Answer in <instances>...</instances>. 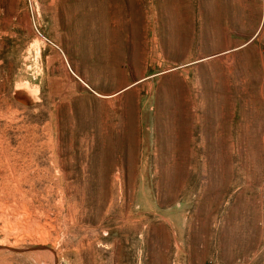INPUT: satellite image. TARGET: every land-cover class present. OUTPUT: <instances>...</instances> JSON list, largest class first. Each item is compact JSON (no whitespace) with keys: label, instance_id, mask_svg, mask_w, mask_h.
Here are the masks:
<instances>
[{"label":"rangeland","instance_id":"374dc122","mask_svg":"<svg viewBox=\"0 0 264 264\" xmlns=\"http://www.w3.org/2000/svg\"><path fill=\"white\" fill-rule=\"evenodd\" d=\"M0 264H264V0H0Z\"/></svg>","mask_w":264,"mask_h":264},{"label":"crops","instance_id":"0c3cea01","mask_svg":"<svg viewBox=\"0 0 264 264\" xmlns=\"http://www.w3.org/2000/svg\"><path fill=\"white\" fill-rule=\"evenodd\" d=\"M159 140H160V142L163 141L162 138H159ZM168 148H169V147H168L167 145H162V146H161V154H163L164 151H165V149H168Z\"/></svg>","mask_w":264,"mask_h":264},{"label":"bare ground","instance_id":"6f19581e","mask_svg":"<svg viewBox=\"0 0 264 264\" xmlns=\"http://www.w3.org/2000/svg\"><path fill=\"white\" fill-rule=\"evenodd\" d=\"M150 7H151V6H150ZM144 10H145V9H144ZM132 11H133V10H132ZM146 12H147V11H145V13H146ZM150 12H151V11H150ZM134 13H135V12H134ZM153 16H154V15H153ZM136 17H137V16H136ZM135 20H136V19H135ZM140 20H141V19H140ZM140 20H139V21H140ZM130 22H131V21H130ZM124 24H125V23H124ZM137 24H138V23H137ZM143 24H144V23H143ZM138 26H139V25H138ZM151 26H152V25H151ZM127 27H128V26H127ZM148 27H150V26H148ZM132 28H133V27H132ZM119 29H120V28H119ZM122 29H123V27H122ZM129 29H131V28H129ZM140 29H141V28H140ZM135 30H136V29H135ZM135 30H134V31H135ZM148 30H149V29H148ZM130 31H131V30H130ZM142 31H143V30H142ZM133 33H134V32H133ZM122 44H123V43H122ZM141 56H142V55H141ZM141 56H140V57H141Z\"/></svg>","mask_w":264,"mask_h":264}]
</instances>
